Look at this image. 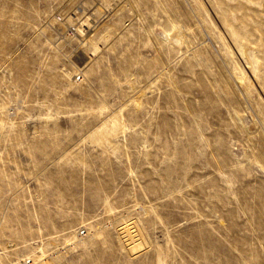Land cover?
I'll return each instance as SVG.
<instances>
[{"label":"rangeland","instance_id":"rangeland-1","mask_svg":"<svg viewBox=\"0 0 264 264\" xmlns=\"http://www.w3.org/2000/svg\"><path fill=\"white\" fill-rule=\"evenodd\" d=\"M33 254L264 264V0H0V264Z\"/></svg>","mask_w":264,"mask_h":264},{"label":"bare ground","instance_id":"bare-ground-1","mask_svg":"<svg viewBox=\"0 0 264 264\" xmlns=\"http://www.w3.org/2000/svg\"><path fill=\"white\" fill-rule=\"evenodd\" d=\"M123 225H124L123 234H124V236L126 238V242L128 244L125 242L126 244L123 245L124 248H123L122 245H121V247L123 249H125V251L129 255H136V254H138L140 251H142L147 246V241L145 240L144 234L142 232L143 229H141L140 226L136 222L129 223V220H126ZM134 228H136V229H134ZM84 239H85L84 236L81 237V239H79V240L75 239L72 242V246L75 247L76 244L78 243V241H81L83 243V245L86 246V242H85ZM41 251H43V250H41ZM30 256L34 257L35 254L30 255ZM30 256H29V258H30ZM51 257L52 256H46L45 255V256L39 258L37 256V257H34V260L36 258H39V260L35 261L36 264H54V262H53ZM30 260L32 261V258Z\"/></svg>","mask_w":264,"mask_h":264},{"label":"built area","instance_id":"built-area-1","mask_svg":"<svg viewBox=\"0 0 264 264\" xmlns=\"http://www.w3.org/2000/svg\"><path fill=\"white\" fill-rule=\"evenodd\" d=\"M81 234L84 235V234H85V231L82 230V231H81ZM23 264H34V263H33V261H31V260L28 258L26 261L23 260Z\"/></svg>","mask_w":264,"mask_h":264}]
</instances>
